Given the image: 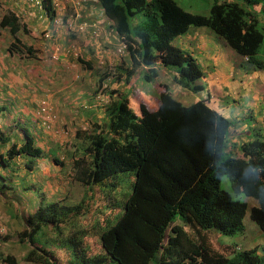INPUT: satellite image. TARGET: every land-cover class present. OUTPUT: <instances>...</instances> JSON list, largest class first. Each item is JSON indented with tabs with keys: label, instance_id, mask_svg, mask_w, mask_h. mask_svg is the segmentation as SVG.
I'll use <instances>...</instances> for the list:
<instances>
[{
	"label": "trees",
	"instance_id": "16d2710c",
	"mask_svg": "<svg viewBox=\"0 0 264 264\" xmlns=\"http://www.w3.org/2000/svg\"><path fill=\"white\" fill-rule=\"evenodd\" d=\"M96 1L126 44L128 66H116V83L128 84L134 76L152 82L164 70L175 84L195 93L202 90L204 86L196 83L204 76L198 61L173 43L191 26L209 28L244 57L249 68L264 70L259 57L264 34L255 13L241 1L214 0L208 14L186 10L176 0ZM244 1L260 4L264 14V0ZM42 5L51 17V0H42ZM0 27H7L12 38L6 48L10 56L24 49L33 54L18 36L27 26L14 12L1 16ZM77 60L92 68L86 60ZM160 84L162 90L154 97L158 103L152 108L132 103L125 90L113 88L101 124L79 128L72 150L50 137L47 149L39 144L43 131L33 128L32 120L24 126L15 122L13 136L0 132V179L6 181L5 189H15L18 176L45 170L50 161L64 171L70 167L72 179L83 189L73 198L68 194L46 199L43 194L45 202L24 217H19L11 198V208L0 206L8 216L16 212L9 218L22 219L12 221L11 227L18 229V241L28 248L25 261L149 264L158 254V264H264L257 245L240 249L212 239L245 228L248 203L220 188L224 175L235 194L256 200L249 216L264 231V136L236 143L229 118L204 100L185 105L168 84ZM4 110L0 105V120ZM129 176L130 191L118 194L122 179ZM3 234L0 242H8ZM0 264L18 261L0 252Z\"/></svg>",
	"mask_w": 264,
	"mask_h": 264
},
{
	"label": "rangeland",
	"instance_id": "374dc122",
	"mask_svg": "<svg viewBox=\"0 0 264 264\" xmlns=\"http://www.w3.org/2000/svg\"><path fill=\"white\" fill-rule=\"evenodd\" d=\"M213 1L214 0H176V2L182 8L191 12H198L202 14H208ZM37 5V9L40 12L38 10H35V7H30L31 9L27 8L28 11H24L19 8H13L15 12L17 11L18 13L17 16L19 17V21L23 24H26L27 26V32L25 33L20 31L18 33V36L21 39L22 43L32 47V49L34 50L33 54H28L24 49L21 55L14 53L12 56H10L6 51V48L12 41V38L8 32L7 27H0V83L5 84V86L7 87L5 91H2L0 101H7V104L10 105L13 104L18 109L16 110L19 113L22 112L21 108L25 106L29 111H31L29 115L30 119L36 123L35 125L37 127H40L38 125L43 122L46 123L44 124L45 127L43 128L45 132H43V137L38 142L39 144L44 145L46 148L45 143L50 144L51 140H49L48 138L50 137L54 142H56V144L64 143L66 148H71L72 150V144L77 143L73 138L74 131L76 128H81L82 124H85L86 120H83L82 118L78 120L75 116L78 114H73V118L70 117L69 119L61 117L54 107V101H59V99H66L64 97L67 94V91L72 90L71 96L68 98V101L70 103L68 102L65 106L69 110L73 109L75 111H78L79 108H83V106H81V103H83V101L86 102L90 98L91 93L93 94L95 92H98L97 96L101 97L99 98V105L103 106V104L108 101L107 94L113 89V84L116 83L117 78L116 72L118 71L114 70L113 65L111 64V59L113 57H119V55L117 54L118 52L113 50V48L104 49L106 50V52H103L101 54L103 56L109 55L110 57L108 56L107 59L103 58L101 63L98 62L99 60H97L94 66L97 68L98 72L95 75H89L88 71L93 67L89 68L87 66H84V64L79 63L77 60V57L80 56L81 52L80 47L82 49V45L85 42L83 39H80L74 29H72V27L74 26L71 27L65 22L66 18L69 19V23L73 20L74 17L72 13L75 10H78V8H74L72 10L71 8H68V6H66L65 10H62V7H59L58 9V6H55L54 16L61 18L63 17V23L58 26L67 33H62L65 36V39H62L60 36L61 40H59V38H57L56 36L54 37L56 38V40H53L52 37L49 38L52 41H48L49 39L43 36V31L45 29L43 26V22H41L43 21V16L45 13L43 12V8L41 7V5ZM4 8V3L2 0H0V17L5 13V11L3 10ZM5 9L10 11L9 8ZM138 16L143 17V14L139 13ZM258 28L264 34V14L261 11V8ZM55 34L58 35L57 32H55ZM101 43L102 41L100 39L96 43V49L100 52V49H103L102 47H99ZM68 48L74 49V51L68 50V53L72 55L78 63L67 60V58L69 59V57L64 56L61 60H59V58H52V52L54 53L56 51V54L59 53L60 55L62 51L66 52ZM73 52L75 53L73 54ZM259 57L264 60V40L259 50ZM57 62L59 63L57 64ZM59 68L62 70L60 71ZM35 72L37 76H35L34 78L39 79L42 82L40 86L36 88V90L31 88V85H33L34 83L32 84V82H30L31 76H34L31 74ZM112 72L113 74H111ZM49 73H51L52 75ZM28 75L31 76L28 77ZM99 75H102L104 77L105 82H103L101 87H96V77ZM165 76L166 73L163 71L160 76L152 82L144 81L141 76H139L138 78L136 77L135 86H132L133 88L129 89V91L130 93L136 94V96L139 98L148 99L149 95L155 89V83L159 81L161 83H164L163 79L165 78ZM23 80L25 82L21 83V81ZM117 87L115 86L114 89H116ZM15 88H17V91L15 90ZM15 93L19 96L18 98L11 95ZM50 94H54L55 96L53 95L54 97L52 98V95ZM136 96L131 95V99L134 100ZM75 97L77 98L76 101H78L79 103L77 104V106L73 104L74 102L72 103V101L75 100L73 99ZM42 99H45L50 107V120L46 119V114L37 113V107L39 106V102ZM10 114L11 113L9 112L6 115L2 116L0 124L3 130L0 132H3L6 135L9 134L10 136H13L17 128L14 127V122L10 120ZM248 120L252 122V118ZM30 122L26 121V123L28 124ZM21 139L19 138L18 140L21 142ZM45 153H47V151H45ZM69 163L70 162L66 160V166H69ZM49 166L52 167V161L47 164L46 168ZM56 167L60 166L57 165ZM65 170L66 171H59L60 175L56 176L47 175L48 171L46 170H42L39 172L36 171V173L31 174L28 173L24 176H18V179H16L17 187L15 189H5L3 185L6 181L0 179V186L2 187L1 191H5L8 195V197L6 198L2 194H0V206L4 207L6 205L7 207H10V205H8V202L10 201H7V199L11 198V202L18 208L17 214L20 215L19 217H24L23 214L27 215L28 213H31L33 208H36L40 203H42V200L43 202H45L44 196L47 199L49 197L58 198L60 195L65 196L68 194H71L72 198L73 196H80L83 189L78 182L72 179V169L70 167H67ZM52 172H56L54 168L53 171H49V174ZM131 176L133 175L131 174ZM131 176H129L128 178L124 177L122 179L121 183L123 185L120 186V189L117 191L120 192L118 194H123L128 190L130 191L131 186L128 180L131 179ZM56 177H58L57 180ZM51 178H54L55 180ZM42 180L44 182L43 187ZM10 181H12L13 183L14 179L10 178ZM7 183L9 184V182ZM56 184H58V186H56ZM219 186L221 189L228 191L234 198L247 202L248 206L244 217L245 228L242 232L233 235H224L218 233V235H216L214 238L212 237V239L220 244L229 243L232 245H236L240 249H246L257 245L259 254L264 256V231H262L258 227V225L250 219L249 216L250 206L251 204L255 203L256 200L250 197H246L243 194H235L231 188L230 180L226 175L221 177ZM59 192H62V194H60ZM43 194L45 195L43 196ZM48 195L50 196L48 197ZM13 214H16V212L12 211L9 216L11 217ZM9 216L0 208V234L4 233L3 236L5 234L8 235V242H0V252L5 254H13L16 257L18 264H32L24 260L23 255L26 253L28 248L18 241V235L16 232L17 228H14L13 226L11 227L12 221L16 220L20 222L22 221V219L18 217H15V219L9 218ZM213 234L214 233H212V235ZM157 262L158 254H156L155 257L151 259L149 264H158Z\"/></svg>",
	"mask_w": 264,
	"mask_h": 264
},
{
	"label": "crops",
	"instance_id": "0c3cea01",
	"mask_svg": "<svg viewBox=\"0 0 264 264\" xmlns=\"http://www.w3.org/2000/svg\"><path fill=\"white\" fill-rule=\"evenodd\" d=\"M2 1L4 3V7L9 8L10 11L14 12L16 15H18V13L17 11L15 12L13 8H19L21 10L28 11L27 8L31 9L30 7H35V10H38L37 9L38 5L36 4L37 0H2ZM238 1H241L246 6H248V8H250L255 13L258 21H260V8H261L260 4L251 5L245 3L244 0H238ZM61 2L60 4L62 10H65L66 6H68V8H71L72 10L74 8L75 9L78 8V10H75L72 13L74 17L72 20V24L74 26L80 24L86 26V31H84L83 33L76 32L78 37L80 39H83L85 42L82 45V49L80 47L81 52L79 58L86 60L87 63H90L92 65L93 68L89 70L88 73L91 76L95 75L98 72L97 68L94 66L97 60H99L98 62L101 63L103 58L107 59L109 56V55L103 56L101 53L106 52V50L104 49H111V48H113V50L117 52L121 40L118 38L117 34H115L114 30L110 26L111 25L110 21L104 16V13L97 4L96 0H62ZM5 8L3 10L5 12L8 11ZM43 12L45 14L43 16V21L41 22H43L44 29L49 28L47 30L52 31L53 40H56V38H54L56 36L57 38H59V40H61V38L65 39V36L62 33L66 34L67 32L63 31L62 28L55 25L50 20V15L48 13H46L44 10ZM54 31L57 32L58 35L55 34ZM93 31L96 33V36H94ZM99 39L102 41L101 45L99 46L103 48L100 49L101 52L97 51L96 49V43ZM48 41H52V40L49 39ZM173 43L179 46L180 48L184 49L185 51L189 52L198 61L204 73V76L201 79L197 80L196 82L198 84L203 85L204 88L196 93L191 90L185 89L180 85L175 84L174 82H172V78L166 75L165 78L163 79L164 84H168L170 86L171 92L173 93L174 97H176L185 105H188L197 100H204L209 107L221 113L225 117L229 118L233 122L230 133L232 135L233 141H235L236 143H238L240 139L242 140V139L252 138L254 135L257 134L258 135L262 134L264 136V70L262 69L255 70L249 68V66L246 65L245 63L244 57L238 55L230 46L226 44L225 40H223L221 37H218L215 33H213L209 28L206 27L191 26L186 33L175 37ZM74 53L75 52H73V54ZM117 54L119 55V57H113L111 59L112 62L111 64L113 65L114 70H117L116 66L118 67L122 66L121 67L122 69L124 67L127 68L128 66V60L126 59L127 52L124 54H119V53ZM60 55H59V60H61L62 57L64 56V57H69V59L67 58V60H71L74 63L77 62V60L74 59L73 56L67 52V50L66 52L62 51ZM58 63L59 62H57V64ZM59 70L61 71L62 69L59 68ZM111 74H113V72ZM31 75H28V77L31 76L30 82H32V84L34 83L33 85H31V88L36 90V88L39 87L42 82L41 80L34 78L35 76H37L36 72ZM138 77L139 76H137V78ZM99 80H101V84ZM104 80L105 79L102 75L97 76L96 87L99 86L101 87L103 82H105ZM135 80L136 77L134 76L133 79L128 84H125L124 82L121 81L120 83L119 82L114 83L113 88L115 86L116 87L118 86L117 89L121 91L125 90L128 93V97L131 98V95L136 96V94L130 93L129 91V89L133 88L132 86H135L136 83ZM24 82H25L24 80L21 81V83ZM160 83H161L160 81L155 83L156 84L155 89L149 95L148 99L147 98L142 99L136 96L134 100L131 99L132 103L140 101V102H144L149 108L154 107L158 103L156 100L157 98H154L155 94L162 90V86H161L162 84ZM6 88L7 87L5 86V84L0 83V97L2 91H5ZM15 90L17 91V88H15ZM71 92L72 90L67 91V94L64 97L67 100L59 99V101H54V107L56 108L60 116L69 119L70 117L73 118L74 116L73 114H78L75 115L78 120L81 118L83 120H86L85 122L86 125L82 124L81 129H87L89 126L91 127V125H93L94 122L101 124L102 119L105 116L104 105L106 103H104L103 106L99 105L100 100L97 98L98 92L97 93L95 92L93 94L91 93L90 98L86 102L83 101V103H81V106H83V108L82 109L79 108L78 111H75L71 108H70L71 110H69L65 106L69 102L68 98L71 96ZM79 92H84V91H79ZM11 95L16 96V98L19 97L16 93ZM50 95H52V98L55 96L54 94H50ZM73 99L75 100H73L72 103L74 102L73 104L77 106V104H79L78 101H76L77 98L75 97ZM7 103H8L7 101H0V105L5 107L3 114L6 115L7 113L10 112L11 113L10 120L14 122V125L16 121L21 126L26 125L27 124L26 121L29 122L31 121L29 116L31 111H29L25 106L21 108V110L22 112H26V113H22V112L19 113L17 111L18 109L13 104L10 105ZM133 108L136 107L133 106ZM251 118H252V122L248 120ZM29 124L32 125L31 122ZM33 125H34L33 128L35 129L38 128V131L45 132L41 124L38 125L40 127H37L35 124ZM78 129L79 128L75 129L74 135ZM2 130L3 129L0 124V131ZM56 166H57L56 164L52 163V167L56 171L55 172L56 174L54 172L49 174L50 170L53 171V168L50 167L45 169L46 171L48 170L47 175H52V176L60 175L59 171H62L63 168L61 166L60 167H56ZM57 179L58 177H56V180ZM56 186H58V184H56ZM59 193L62 194V192ZM49 196L50 195H48V197ZM61 198H64V196L60 195L56 199H61Z\"/></svg>",
	"mask_w": 264,
	"mask_h": 264
},
{
	"label": "built area",
	"instance_id": "2783aa9c",
	"mask_svg": "<svg viewBox=\"0 0 264 264\" xmlns=\"http://www.w3.org/2000/svg\"><path fill=\"white\" fill-rule=\"evenodd\" d=\"M51 2H52V5H53V8L55 9V6H58V9H59V7H61V4H60V2L61 1H59V0H51ZM53 23L55 24V25H61L62 23H63V19L61 18V17H57V16H54V18H53ZM66 23L69 25V26H74L73 24H72V21H70V23H69V19H67L66 20ZM78 26V27H77ZM76 27H74V28H76V30L80 33H83L84 31H86V26L85 25H77ZM95 31V30H94ZM93 31V34H94V36H96V31L94 32ZM50 35H51V33L50 32H45L44 33V37H46V38H49L50 37ZM117 52L119 53V54H124V53H126V44L121 40V43H120V46H119V48H118V50H117ZM51 56H52V58H54V59H57L58 58V54H56V52H54V53H52L51 54ZM48 107V108H47ZM49 111H50V107H49V105H48V103L45 101V99H42L40 102H39V106H38V109H37V113L38 114H46L45 116H46V119H48V120H50L51 119V116H50V114H49ZM45 120V119H44Z\"/></svg>",
	"mask_w": 264,
	"mask_h": 264
},
{
	"label": "clouds",
	"instance_id": "9594fccd",
	"mask_svg": "<svg viewBox=\"0 0 264 264\" xmlns=\"http://www.w3.org/2000/svg\"><path fill=\"white\" fill-rule=\"evenodd\" d=\"M52 3V2H51ZM36 4H40L41 5V7L43 8V10L46 12V13H48V11L45 9V7L42 5V0H37L36 1ZM51 9L54 11L53 13H52V16L50 17V20L53 22V18H54V13H55V9L53 8V5L51 4ZM49 14V13H48ZM62 19H63V17H62ZM67 20V19H66ZM66 22V21H65ZM74 27H76V26H74ZM74 27H72V29H74V31L75 32H78L77 30H76V28H74ZM47 29H49V28H47ZM47 29H45L44 31H43V36H44V33L45 32H50L51 33V31H49V30H47ZM52 33H51V35H50V37L49 38H52ZM46 38V37H45ZM49 38H47V39H49ZM68 50L69 51H74V49L73 48H69V49H67V52H68ZM56 52V51H55ZM53 53V52H52ZM58 58H59V53H58ZM57 58V59H58ZM44 97H46V96H44ZM44 97H42V98H44ZM97 98L99 99V98H101V97H98L97 96ZM38 108V107H37ZM36 121V120H35ZM44 124H46L45 122H43V123H41V125H42V127L44 128L45 126H44ZM254 204V203H253ZM253 204H251V205H253Z\"/></svg>",
	"mask_w": 264,
	"mask_h": 264
}]
</instances>
